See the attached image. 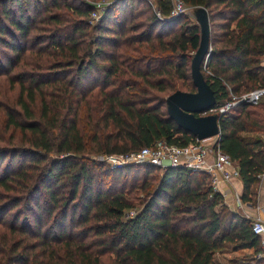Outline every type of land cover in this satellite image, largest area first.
Returning a JSON list of instances; mask_svg holds the SVG:
<instances>
[{
    "label": "trees",
    "instance_id": "16d2710c",
    "mask_svg": "<svg viewBox=\"0 0 264 264\" xmlns=\"http://www.w3.org/2000/svg\"><path fill=\"white\" fill-rule=\"evenodd\" d=\"M96 1L0 0V264H213L229 244L257 255L253 220L224 204L209 174L87 156L196 140L166 99L196 92L199 24L160 19L173 0H116L91 23ZM183 1L208 12L201 70L218 103L264 87V0ZM219 125L215 148L239 164L250 200L264 139L243 134L264 133V98Z\"/></svg>",
    "mask_w": 264,
    "mask_h": 264
},
{
    "label": "built area",
    "instance_id": "2783aa9c",
    "mask_svg": "<svg viewBox=\"0 0 264 264\" xmlns=\"http://www.w3.org/2000/svg\"><path fill=\"white\" fill-rule=\"evenodd\" d=\"M115 1L116 0H101L98 2H91L95 8L91 13V23L100 21L107 8ZM148 1L150 4H154L153 0ZM192 11H194V8L189 7L183 0H173L170 15L165 17L159 11H157L156 14L160 19L170 20ZM209 59L210 56L207 57L204 64V69L206 71H208ZM263 98L264 87L257 88L239 96L232 94L231 99L218 104L214 109L205 114H217L221 118V116L232 111L239 104H258ZM204 142L206 141H201L196 138V140L189 145L179 146L168 144L165 140H158L152 146L144 147L138 152L103 155L99 157L112 168L144 164L157 166L163 169L167 167L197 169L210 175L211 186L214 192L220 193V184L222 182H229L233 178L240 177V167L238 163L220 148H215L214 145H206ZM134 214L135 211H131L130 215ZM252 231L261 239V247L257 257L260 260H264V221L261 219H254L252 221Z\"/></svg>",
    "mask_w": 264,
    "mask_h": 264
},
{
    "label": "water",
    "instance_id": "95a60500",
    "mask_svg": "<svg viewBox=\"0 0 264 264\" xmlns=\"http://www.w3.org/2000/svg\"><path fill=\"white\" fill-rule=\"evenodd\" d=\"M195 18L201 29L200 46L192 60V77L196 92L177 91L167 97L168 114L176 124L185 131L191 132L197 139L220 137V116L205 114L219 103L215 92L202 72V66L211 56V28L208 12L205 8L194 10Z\"/></svg>",
    "mask_w": 264,
    "mask_h": 264
},
{
    "label": "crops",
    "instance_id": "0c3cea01",
    "mask_svg": "<svg viewBox=\"0 0 264 264\" xmlns=\"http://www.w3.org/2000/svg\"><path fill=\"white\" fill-rule=\"evenodd\" d=\"M243 136L247 139H264V133H244ZM243 190L241 177L220 184V194L223 195L224 204L232 212H238L252 220L264 221V175L259 176V183L253 186L250 200H243ZM257 251L258 247L236 249L233 244H229V247L215 253L213 264H264L263 260L258 259Z\"/></svg>",
    "mask_w": 264,
    "mask_h": 264
},
{
    "label": "rangeland",
    "instance_id": "374dc122",
    "mask_svg": "<svg viewBox=\"0 0 264 264\" xmlns=\"http://www.w3.org/2000/svg\"><path fill=\"white\" fill-rule=\"evenodd\" d=\"M184 16L189 17L192 20L193 23H198L196 18H195L194 11L189 12V13L185 14ZM2 120H3L2 117H0V129L2 128ZM217 141H218V137H216V138H208V139H206V142H204V143L206 145H214V146H216ZM87 156L92 158V159H96V160L104 162L103 159H101L99 157L100 155L96 156V154H94V153H88Z\"/></svg>",
    "mask_w": 264,
    "mask_h": 264
}]
</instances>
